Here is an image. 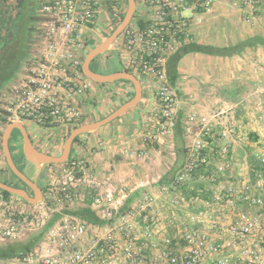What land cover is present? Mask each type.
<instances>
[{"label": "built area", "instance_id": "obj_1", "mask_svg": "<svg viewBox=\"0 0 264 264\" xmlns=\"http://www.w3.org/2000/svg\"><path fill=\"white\" fill-rule=\"evenodd\" d=\"M140 1L146 17L143 22L129 24L120 35L117 49L124 67L156 85L157 124L145 134L147 140L155 141L173 136L176 126L178 94L169 79L168 62L184 45L194 41L195 27L214 11L218 0ZM263 2L228 0L251 24ZM105 4L106 0H40L44 18L40 50L27 74L18 81L14 105L0 116V145L6 125L21 122L30 129L33 125L48 129L50 134L35 137L34 144L37 148L56 149L63 146L66 134L91 117V112L84 111L83 101L92 92L94 81L83 73L82 65L85 51L100 28L98 19ZM118 10L125 12V7ZM187 122L193 154L177 169L171 182L159 186L158 194L144 191L129 208H125L132 193L128 183L112 176L106 179L93 176L87 162L77 156L61 164L58 174L49 176L43 199L33 205L28 223L29 213L18 209L22 202L13 201L0 191V238L15 241L21 238L26 225L50 224L34 251L0 256V264H229L230 258L219 259V254L237 242L243 251L242 258L262 260L264 264L263 175L257 174V187L246 181L239 187L223 183L220 178L240 165L238 159L229 157L231 146L226 141L234 130H224L222 141L212 148L209 137L215 127L211 116L193 113ZM195 124L199 133L192 131ZM58 133L64 135L59 137ZM205 151L216 153L214 167L207 175L214 186L213 202L233 203V197L242 195L259 210L255 214L237 213L224 227L214 219L201 227L184 225L173 238L166 231L167 216L164 205L159 204L160 196L167 197L170 209L182 207L186 203L184 187L188 181L199 168L208 170L212 163ZM127 153L131 154L130 150ZM256 155L264 163V145ZM81 185L93 188L90 208L100 223L66 211L84 201L85 195L79 191ZM53 218L56 219L52 221ZM189 218L195 224L204 222L197 215ZM213 231L229 237L218 243ZM180 241L185 244L182 249L178 247Z\"/></svg>", "mask_w": 264, "mask_h": 264}, {"label": "crops", "instance_id": "obj_2", "mask_svg": "<svg viewBox=\"0 0 264 264\" xmlns=\"http://www.w3.org/2000/svg\"><path fill=\"white\" fill-rule=\"evenodd\" d=\"M111 28V24L105 28H99L86 51L89 52L95 47L98 39L104 40ZM250 38H255L254 45L246 46L240 53L231 56H217L201 52L186 53L178 61L173 71L175 76L172 77L173 86L175 87L176 82L179 84L176 121L180 120L185 128V134H188L187 118L190 114L213 113L223 118L225 116L235 117L238 112H242L247 125L243 128H232L233 132L235 133V129H238V134L243 135V139H249L248 134L251 133L249 131H254L252 136L258 135L256 142H248L247 150L235 138H230L233 141L229 142L231 146L229 157L238 159L240 165L220 179L227 185L238 187L243 181L253 187H257L258 184V177L252 175L249 155L254 152L253 148L256 150L254 154L261 151L263 144L260 143L262 141L260 135L263 131L258 126L250 128L248 126H254L255 122L252 119L255 115L253 103L258 104L259 102L261 105L262 100L264 101V85L261 83L264 80V2L251 24L244 19L240 10L228 4V0H218L214 11L205 17L204 22L195 27L194 34L195 42L214 46L236 45ZM115 49L117 50V47ZM117 52L120 67H124L121 55L118 50ZM20 79L21 77L17 81ZM141 81L143 97L139 104L98 130L81 135L74 145L72 154V156L84 159L91 174L97 178L106 179L112 176L118 180H125L132 190L127 199L130 206L141 197L144 191L158 194L159 186L171 182L177 169L193 154L190 148L192 144L185 140L186 136L184 137L185 142L175 141V129L173 136L160 137L155 141L147 140L145 134L157 124L155 115L159 109V101L156 87L146 80ZM132 92V85L128 83L94 82L92 92L83 101L84 111L92 114L89 119H85L84 123L106 117L123 104ZM259 108L262 107L259 106ZM195 126H192L194 133L197 132ZM33 127L39 128L35 125ZM215 128L217 131L222 127L217 124ZM26 129L29 132L27 126ZM58 135L60 137L64 133H58ZM216 140H212L214 141L211 142L212 148L217 147L220 137L217 142ZM33 142L35 143L34 140ZM62 147L61 145L56 149H39L58 155ZM127 150H130L131 154H128ZM205 153L209 155L212 163L208 170L204 167L199 168L188 181L184 187L186 203L182 207L172 210L166 204L167 197L160 196L159 204L164 205L163 211L167 216L166 231L173 238L177 237L184 225L189 228L201 227L214 219L224 227L235 218L237 213L249 212L252 209L242 195L233 197V203L227 200L219 204L213 202L214 186L208 180L207 175L214 167L216 153L212 151H205ZM44 166L37 167V169L41 170ZM36 175L38 177V173ZM149 182L152 183L149 184ZM87 197L92 200L93 193L91 196L85 195L84 206ZM10 198L16 201V197L15 199H13L14 196ZM79 209L68 212L76 214L75 212ZM256 209L258 212L259 208ZM191 215L199 216L204 222H196V224L191 222L189 218ZM218 233V231H213L214 241L218 243H222L229 237L218 235ZM242 252L241 245L237 242L230 249H223L219 254V259L229 257V264H246L244 262L246 260L242 261L240 258L248 259L249 264H262V260L254 262L247 257L242 258Z\"/></svg>", "mask_w": 264, "mask_h": 264}, {"label": "trees", "instance_id": "obj_3", "mask_svg": "<svg viewBox=\"0 0 264 264\" xmlns=\"http://www.w3.org/2000/svg\"><path fill=\"white\" fill-rule=\"evenodd\" d=\"M125 1L127 3V0ZM110 8L111 12L109 14V24L112 25V28L109 31V34L112 33L116 26L123 20L126 13L120 12L117 7ZM41 20L42 22L44 21V18L40 13V0H0V97L14 89V84L19 79L23 66L27 62L28 66H31V64L34 62L33 47H35L36 41H42L41 35L44 31V29H42L39 25V22H41ZM255 43V38H250L236 45L229 46H214L210 44H199L195 41L190 42L189 44L184 45L177 53H175L170 58L168 62V75L170 82L173 83L172 77L175 76L173 75V71L176 69L178 61L186 53L201 52L204 54L217 56H231L240 53L244 47L252 46ZM92 69L95 70L93 67ZM116 71H128L134 73L132 69L126 67H121L119 70L114 71L107 70L101 73H112ZM139 78L141 79V77ZM114 83L131 84L133 92L130 94L127 100L131 99L134 96V86L130 81L120 80ZM82 124L84 123H81L78 126ZM17 133L19 136H21L20 131L17 130ZM80 136H78L73 143L71 157L74 151V145L79 140ZM184 137L185 128L182 126V123L178 119L175 126V141L177 143L185 142L186 139L184 140ZM253 138L254 140H257V136H253ZM19 157L25 158L23 151H21L20 149ZM250 163L252 165V175L257 176V174H262L264 177V163H262L258 159L256 154L250 155ZM8 170L9 176L2 177L0 175V179L12 186L20 187L19 184L22 183V180L12 172L9 166ZM0 191L3 192L7 198L13 196V194L2 189H0ZM24 202L29 206H33L25 200ZM91 202L92 200L87 197V199L85 200V206L83 205V207L75 213L85 219L100 223L101 220L90 208ZM129 207L130 205L127 201L125 203V208ZM55 219L56 218H53L52 221H54ZM49 226L50 224L44 226V231H42L37 237L31 239L24 245L19 244L21 243L20 239L0 244V256H19L34 251L37 247H39L45 235V231Z\"/></svg>", "mask_w": 264, "mask_h": 264}, {"label": "rangeland", "instance_id": "obj_4", "mask_svg": "<svg viewBox=\"0 0 264 264\" xmlns=\"http://www.w3.org/2000/svg\"><path fill=\"white\" fill-rule=\"evenodd\" d=\"M127 4L125 0H106V4L104 6V13L102 14V17H100V19H98V26L100 28L102 27H106L107 24L109 23V14L111 12V8L110 7H114V8H119V7H125V12L127 11ZM145 11H144V5L142 4V2L140 0H137V7H136V11H135V14L133 16V19L131 21V23L133 24H137V23H140V22H143L144 19H145ZM41 28L43 29V26H42V20L41 22H39ZM39 28V27H38ZM120 40V37L115 41V43L110 47V49L108 51H106L105 53L97 56L93 62H92V67L97 70L98 72H105L107 70L109 71H114V70H119L121 67H120V62H119V55H118V52L117 50L115 49V47L118 46V42ZM102 40L98 39V42L97 44L101 43ZM35 47H33V52H34V56H36L40 50V45H41V41H36L35 42ZM88 51L85 52V55L87 54ZM30 66H28V62L23 66L22 68V71L20 73V76L22 78V76L26 75L28 70H29ZM107 68V69H106ZM18 82V81H17ZM261 83L264 85V80L261 81ZM17 84L18 83H15L14 84V89H12L11 91H9L8 93L2 95L0 97V116L2 114H4L5 110L7 108H10L12 105H14V101L13 100V97H14V94H15V88L17 87ZM151 84L153 86H156L154 81L151 82ZM173 85V84H172ZM175 85V89L177 91V94L179 93L178 92V82H176ZM156 90V89H155ZM156 94H157V91H156ZM263 94H264V91H263ZM262 104L259 105V102L258 104H255L253 103V107H255V115H253L252 119L254 122V126L253 125H249L248 128L250 127H260L263 131L262 135H260V138H261V144L264 145V101L262 100ZM259 106H261L262 108H259ZM252 107V109H253ZM209 116H211L212 118V125H214V127L218 124H220V126L222 127L221 130H217L216 131V128H214V134L213 136L209 137V140L211 142H214L212 140H218L219 137H220V140L219 141H222V133H219V132H223V130H230L232 128H243L245 127V125H247V120L246 118L243 116V113L242 112H238L236 114L235 117H231V116H225V117H221L219 118L218 116H216L215 114L213 113H210V114H207ZM261 115V116H260ZM219 120V121H218ZM250 122V121H248ZM10 124V123H9ZM252 124V122H251ZM8 125V124H7ZM6 125V126H7ZM196 125V124H195ZM194 125V126H195ZM6 128V127H5ZM28 130H29V133L32 137V139L34 140L35 137H40V136H46L49 133V130L48 129H45V128H31L28 127ZM195 130H197L196 133H199L200 129H199V126L196 125L195 126ZM254 130V129H252ZM36 131V132H35ZM4 132V131H3ZM71 132V131H70ZM248 132V130H247ZM251 133L248 134V137L249 139H243V135L241 134H238V129H235V133H231L230 135H228L226 137V141L229 143V142H232L233 140L230 139V138H235V140L237 142H240L241 146H243L244 149H248L247 148V144L248 142H256L257 140H254L253 136L254 135V131H249ZM252 134V135H251ZM257 134V133H255ZM68 136V134H66ZM251 135V136H250ZM67 136H65V139L63 141V144L67 138ZM186 136V140L187 142H192V138L189 137L188 134H185ZM234 136V137H233ZM240 136V138H239ZM258 136V135H257ZM2 139H3V134H2ZM216 140V142H217ZM16 146H17V149L21 150L22 151V137H18L17 138V143H16ZM63 148V147H62ZM62 148H61V151H62ZM254 152L256 151L254 148H253ZM61 151L59 153H61ZM253 153H250V155H253ZM258 153V152H257ZM58 154V152L56 153ZM249 155V157H250ZM28 164V167L24 168V170H26V174L28 175L29 178L33 179L36 177V174L38 173V177H37V184L38 186L42 189V190H45V185L48 181V178L51 174H58L59 171H60V168L62 165H50V164H47L45 165L41 170L40 169H37V166H35L34 164H32L31 162H29L27 159L25 160ZM249 162H250V158H249ZM21 168H23L22 166H20ZM38 171V172H37ZM0 175L2 177H5V176H9V170H8V166H7V162H6V159H5V156L3 154V150H2V144L0 145ZM50 180V179H49ZM79 191L81 193H83L84 195L86 196H91L92 193H93V190L92 188H89V187H86L85 185H81L80 186V189ZM15 199L16 197V201H21L22 202V206L21 208H18L19 210H25L28 214V222H30L31 220V215H30V212H32L34 210V206H29L28 204H26L24 202V200L18 196H15L13 195ZM15 201V202H16ZM84 205V201H79L77 202L74 206L72 207H69L68 209H66V211H74V210H77L78 208H82ZM257 207H252V209L249 211L250 213H257ZM42 231H44V226H30V225H26L25 226V229L23 230L22 234H21V238H20V242L19 244L21 245H24L26 243H28L31 239H34L35 237H37ZM10 240L8 239H2L0 238V244L2 243H8ZM18 244V245H19ZM184 242L180 241L179 244H178V247L179 248H183L184 247ZM242 261H244L246 264H249V260L248 259H240Z\"/></svg>", "mask_w": 264, "mask_h": 264}, {"label": "water", "instance_id": "obj_5", "mask_svg": "<svg viewBox=\"0 0 264 264\" xmlns=\"http://www.w3.org/2000/svg\"><path fill=\"white\" fill-rule=\"evenodd\" d=\"M127 11L124 15L123 20L116 26V28L110 33L101 43L97 44L93 47L84 57L83 60V73L97 83H114L120 80L130 81L134 86V96L121 104L118 108H116L112 113L107 115L106 117L89 123H84L80 126L75 127L67 136L63 148L60 154H50L48 152L41 151L37 148L27 131L26 127L21 122H12L6 126L3 132L2 139V150L5 156L7 165L12 170V172L18 176L24 183H26L32 189L33 194H31L24 187H16L12 186L3 180L0 179V189L7 191L15 196H18L25 201H27L30 205H37L43 199V190L37 184V175L35 178L31 179L25 174L23 171L19 169L16 165L15 160L13 158L11 148H10V140L12 137V133L14 130H19L22 135V151L24 153L25 158L37 166L38 168L47 164H56L61 165L66 163L72 153L73 143L76 138L85 133L98 130L99 128L111 123L115 119L124 115L129 109L135 107L139 104L143 97V84L141 79L132 72L128 71H116L112 73H101L92 69L91 64L93 60L105 53L110 49V47L115 43V41L119 38V36L124 32V30L131 23L133 16L136 11L137 2L136 0H127Z\"/></svg>", "mask_w": 264, "mask_h": 264}, {"label": "flooded vegetation", "instance_id": "obj_6", "mask_svg": "<svg viewBox=\"0 0 264 264\" xmlns=\"http://www.w3.org/2000/svg\"><path fill=\"white\" fill-rule=\"evenodd\" d=\"M91 67H92V64H91ZM14 133H15V135H14ZM18 137H19V135H18L17 129H16L12 133V137H11V140H10V148H11V152H12L13 158L15 159L16 165L19 167V169L21 171H23L26 174V170H24V168L28 167V164L25 161L26 158H20L19 157V150L17 149V146H16ZM20 137H22V135ZM20 166H22L23 168H21ZM19 186L26 188L31 194H33L32 189L30 188V186H28L23 181H22V183L19 184Z\"/></svg>", "mask_w": 264, "mask_h": 264}]
</instances>
